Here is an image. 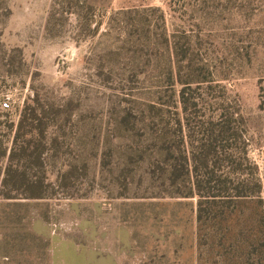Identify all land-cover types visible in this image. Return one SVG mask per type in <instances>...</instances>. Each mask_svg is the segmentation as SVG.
<instances>
[{
    "label": "rangeland",
    "instance_id": "obj_1",
    "mask_svg": "<svg viewBox=\"0 0 264 264\" xmlns=\"http://www.w3.org/2000/svg\"><path fill=\"white\" fill-rule=\"evenodd\" d=\"M263 260L264 0H0V264Z\"/></svg>",
    "mask_w": 264,
    "mask_h": 264
},
{
    "label": "trees",
    "instance_id": "obj_2",
    "mask_svg": "<svg viewBox=\"0 0 264 264\" xmlns=\"http://www.w3.org/2000/svg\"><path fill=\"white\" fill-rule=\"evenodd\" d=\"M185 96V93L182 91V97H184ZM184 105H185V102H184ZM221 138V137H220ZM219 138V136H217L216 138H215V140L214 141H216V142H218V140L220 139ZM206 153V154H205ZM23 154L25 155V156H28L29 154H30V150L28 149V147H27V149H25V152L23 151ZM203 154H204V157L203 158H201L203 161H205L204 163H203V167H209L210 166V164L212 163V161H215L216 160V157H217V155H213V152H211V150H207V151H204L203 152ZM214 157V158H213ZM13 160V159H12ZM186 160H187V165H186V169H185V173H184V175L188 178V179H191V175H192V172L194 171V172H196L197 173V171L198 170H196V168H197V165H196V163H195V161L194 160H196L195 158L194 159H191L190 157H186ZM191 162H193V169L191 168V165H189V163H191ZM173 174H174V177H176V176H178L179 175V173H178V170L176 169L175 170V168L173 169ZM177 172V173H176ZM10 180H11V178H9L8 179V182L10 183ZM12 181H14V180H12ZM214 182V187H222V189H224V188H226L225 186H226V181H221L220 179H215L214 178V176H209V177H207V183L208 184H211V183H213ZM5 183H7V181H5ZM4 185H6V184H4ZM198 186H201V185H199V183H198ZM210 188V187H209ZM190 189H191V187H190ZM199 191H200V189H198ZM201 192V191H200ZM194 193V191H193V189H191V191L190 192H185L184 190H181L179 193H178V196L180 197V196H182V197H189V196H192V194ZM27 196H30V195H27ZM261 204L263 203V199H260V201H259ZM201 204H202V206H203V204L204 203H202V202H199V205L201 206ZM199 206V208H198V215H197V219H198V229H199V225H200V229H201V226L202 227H204V230H206L207 228H205V225H206V223H205V225H203V217H202V212H203V209L201 208ZM235 214L237 215V213H235V211H229V212H227L226 214H224L223 216H221V214H218L217 216H218V218H217V220L215 221V223H217L218 221H220V222H222V221H226V222H230V221H232L233 219H235ZM212 227V229H213V232H214V226H210V228ZM216 227H217V229L219 230V232H220V235L219 236H221L222 238H224V236H226V232L225 231H223V227L222 226H220V225H216ZM209 228V227H208ZM200 233H201V231H200ZM205 234H207V233H204V234H202L201 233V235H205ZM209 235H210V233H209ZM264 261V260H263ZM262 261V262H263Z\"/></svg>",
    "mask_w": 264,
    "mask_h": 264
}]
</instances>
